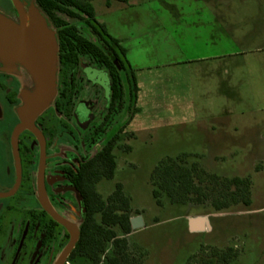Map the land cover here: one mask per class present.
<instances>
[{"label":"rangeland","instance_id":"rangeland-1","mask_svg":"<svg viewBox=\"0 0 264 264\" xmlns=\"http://www.w3.org/2000/svg\"><path fill=\"white\" fill-rule=\"evenodd\" d=\"M92 4L96 19L126 49V68L138 87L132 103L136 111L112 150L114 177L96 183L103 199L122 183L130 199V218H143V226L124 235L129 255L124 264H225L219 255L228 248L235 252L229 264H264V0ZM26 7L37 5L26 0ZM58 15L95 40L85 20ZM72 74L78 75L77 70L56 64V93L61 78ZM131 110L114 119L108 134L118 130ZM47 116L53 125L58 123L54 114ZM63 154L58 151L51 160ZM165 158H180L186 166L197 163L224 177H248L251 204L215 213L208 201L170 203L160 191L158 206L150 175ZM35 198L31 191L16 197L27 200L24 206L34 205ZM65 200L64 210L72 217L74 195L67 194ZM188 214L209 226L190 232ZM95 217L99 220L98 214ZM62 244H53L50 264H56ZM112 249L108 243L100 264ZM65 264L89 262L67 257Z\"/></svg>","mask_w":264,"mask_h":264},{"label":"flooded vegetation","instance_id":"flooded-vegetation-1","mask_svg":"<svg viewBox=\"0 0 264 264\" xmlns=\"http://www.w3.org/2000/svg\"><path fill=\"white\" fill-rule=\"evenodd\" d=\"M18 1L17 7L14 0H0V15L19 23L20 12L27 13L29 8L26 7V0ZM37 8L45 18L48 28L50 25L55 29L56 64L63 68H74L78 74L63 76L59 81L60 89L57 93V86L54 87V99L52 96L47 106L34 118V126L41 134L44 151L41 181L49 207L79 231L86 206L75 177L86 161L98 154L112 139L115 144L119 134L126 129L130 114L117 131L112 135L108 134L114 119L120 117L126 109L130 111L127 83L130 73L126 64L125 69L118 66L124 95L121 101L113 104L112 76L108 69L90 55H84L80 51H77L75 64L60 65L57 61L60 49L58 29L38 6ZM89 29L91 35L95 37L92 41L100 44L99 36L91 27ZM114 62L116 63L115 60ZM55 84H58L56 72ZM34 91V79L23 62L18 58L0 54V193L10 191L16 184L18 170L12 136L20 122V104ZM48 113L59 118L56 125L52 124ZM16 144L20 167L19 184L12 195L0 197V264H30L32 260L35 264H50L53 244L58 247L63 240L59 258L69 242L70 235L41 204L40 140L32 131L24 129L19 133ZM58 151H64L62 159L51 160V157L57 156ZM23 191H31L35 195V201H32L34 205L24 206L26 199H16ZM67 194L74 195L71 202L74 206L71 205V208L75 209V215L72 217L64 210Z\"/></svg>","mask_w":264,"mask_h":264},{"label":"trees","instance_id":"trees-1","mask_svg":"<svg viewBox=\"0 0 264 264\" xmlns=\"http://www.w3.org/2000/svg\"><path fill=\"white\" fill-rule=\"evenodd\" d=\"M93 0H35L36 5L48 17L52 25L58 29L59 52L57 61L66 66L75 64L78 52L90 55L98 63L105 66L112 78L111 100L113 104L121 101L124 95L122 76L118 66L125 69L126 49L121 41L111 36L103 23L95 16ZM111 1V0H107ZM126 2L127 0H114ZM58 13L85 20L87 25L99 36L100 44L81 35L78 28L69 24ZM116 61V63L114 62ZM130 96L131 120L136 108L132 103L137 98L138 87L134 74L127 77ZM116 139V138H115ZM113 139L108 142L93 158L86 161L75 182L83 194L86 212L79 227V238L72 249L69 259L82 257L89 264H100L105 247L110 243L113 247L110 254L105 255L104 264H124L128 262V242L126 234L130 233L131 205L130 199L123 191L122 183H116L114 190L103 199L96 190V183L101 179H112L116 170V159L112 152ZM173 158L159 161L150 175L151 191L155 203L161 206L160 191L168 197L170 203L185 204L187 202H209L213 212H222L232 207L251 204V181L248 177H224L208 173L197 163L183 165ZM80 182V184H78ZM99 215V220L95 215ZM118 227L122 236L116 232ZM235 252L228 248L219 255V259L229 264Z\"/></svg>","mask_w":264,"mask_h":264},{"label":"water","instance_id":"water-1","mask_svg":"<svg viewBox=\"0 0 264 264\" xmlns=\"http://www.w3.org/2000/svg\"><path fill=\"white\" fill-rule=\"evenodd\" d=\"M14 2L18 7L19 1L14 0ZM26 14L28 17V25L26 27L23 25V12H20L19 23H14L8 18L0 15V54L21 60L35 82L34 93L24 99V104L19 109L20 122L15 127L12 136L14 155L18 170L17 181L10 191L0 193V197L12 195L18 187L20 167L16 141L22 130L29 129L37 136L42 146L39 166V192L41 195L42 207L56 221L62 224L68 230L70 235L69 242L56 262V264H64L79 238V231L74 225L59 217L49 207L45 200L41 181L44 164L42 137L34 126L35 116L47 106L54 93L57 50L56 40L54 34L47 26L45 18L37 7H30ZM206 225L207 222L201 217L195 216L188 220V227L192 232L202 231ZM130 226L131 229L143 226L142 217L135 216L130 218Z\"/></svg>","mask_w":264,"mask_h":264},{"label":"bare ground","instance_id":"bare-ground-1","mask_svg":"<svg viewBox=\"0 0 264 264\" xmlns=\"http://www.w3.org/2000/svg\"><path fill=\"white\" fill-rule=\"evenodd\" d=\"M23 25L26 27L28 25V17H27V14L24 13L23 15Z\"/></svg>","mask_w":264,"mask_h":264},{"label":"crops","instance_id":"crops-1","mask_svg":"<svg viewBox=\"0 0 264 264\" xmlns=\"http://www.w3.org/2000/svg\"><path fill=\"white\" fill-rule=\"evenodd\" d=\"M195 216V214H188L187 216H186V219H187V221L190 219V218H192V217H194ZM142 220H143V218H142ZM207 222V225H208V221H206ZM144 224V223H143ZM209 226V225H208ZM190 231V230H189ZM202 231H205V228H204V230H202ZM190 232H192V231H190Z\"/></svg>","mask_w":264,"mask_h":264}]
</instances>
